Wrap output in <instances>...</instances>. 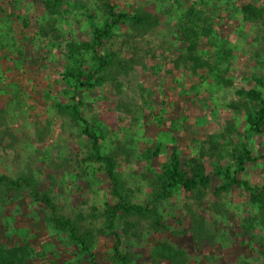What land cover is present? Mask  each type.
Here are the masks:
<instances>
[{
    "label": "rangeland",
    "instance_id": "1",
    "mask_svg": "<svg viewBox=\"0 0 264 264\" xmlns=\"http://www.w3.org/2000/svg\"><path fill=\"white\" fill-rule=\"evenodd\" d=\"M103 2L140 23L111 26L99 58ZM249 92L264 101V0H0V264H264ZM173 157L208 184L168 188Z\"/></svg>",
    "mask_w": 264,
    "mask_h": 264
},
{
    "label": "trees",
    "instance_id": "2",
    "mask_svg": "<svg viewBox=\"0 0 264 264\" xmlns=\"http://www.w3.org/2000/svg\"><path fill=\"white\" fill-rule=\"evenodd\" d=\"M103 1V0H100ZM105 5V8L108 12L109 18L111 20L110 25L106 24L105 25V30L103 31H96V37L95 40L93 41V43L91 44L92 47L90 45H87L86 48H91L92 50H94L95 54L99 57V53L97 52V49H95L96 47H99L102 39H106L108 36V30H110L111 26H116L118 24L124 23V22H134L135 25H138L136 23L139 22V19L137 18H131L125 14H120V13H116L114 11L113 6H111L108 2H103ZM244 13L250 16H257L254 11L252 10V8L250 7H245L244 8ZM140 23V22H139ZM188 39V38H187ZM90 49V50H91ZM100 58V57H99ZM99 67L97 69V72L100 71V69H102L105 65V61L103 59H99ZM91 79V78H89ZM89 79H87V81L85 83H88ZM84 85L86 84H82V87H85ZM88 86V85H87ZM254 94L253 92H249L248 96L251 98H256L258 101H260V105H261V109L258 113V117L254 120H252V118H249L248 122L251 124L253 131L257 134L261 133V128H262V124H264V101H261L260 96ZM74 117L79 118L80 115L79 113L76 111ZM80 121L81 118H79ZM83 122V121H82ZM83 134L92 142L93 144V151L95 154V157L98 161H100L106 168V172L108 175V178L113 182V184L117 185L116 179H115V174H114V169H115V163L114 160L109 157V156H102L100 153V149L98 146V138L91 132H89L88 128H84L83 129ZM243 160H241L242 163ZM164 178H162L161 181H163L166 185H168V188L170 189H175L179 186H181L185 191L187 192H191L193 189H195L198 185H207L209 182V178H202L199 181L198 180H190L187 179L186 176L179 170V162L176 158H172L171 163L169 165L165 166V173H164ZM2 181H8V179L6 178H0V182ZM232 183H237L236 181L232 180ZM11 184V182H10ZM35 199H37V195H35ZM253 199L256 201H259L257 198L253 197ZM41 203L43 205H45L47 208H51V202L47 199H42L40 200ZM122 208L124 209L123 211H125L126 214H128L130 211L127 208V206H122ZM136 211H139L138 208H134ZM115 214V213H114ZM112 214V216L114 215ZM50 221L54 224V226L62 231H66L71 239V241L79 243L80 246L82 247V249H86L85 246V242L79 240V237L77 235V230L74 226L73 223H71L69 220L64 219V218H51ZM118 247L115 246L114 248V252L115 254H117L118 256ZM121 258V257H120ZM122 262L125 264L126 259L122 258Z\"/></svg>",
    "mask_w": 264,
    "mask_h": 264
}]
</instances>
